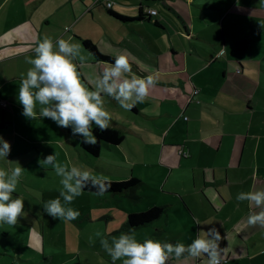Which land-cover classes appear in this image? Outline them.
Instances as JSON below:
<instances>
[{
	"label": "crops",
	"instance_id": "crops-1",
	"mask_svg": "<svg viewBox=\"0 0 264 264\" xmlns=\"http://www.w3.org/2000/svg\"><path fill=\"white\" fill-rule=\"evenodd\" d=\"M107 1L112 2L110 8ZM140 9L157 13L151 19L133 18ZM110 12L132 19L123 21ZM44 37L54 42L71 38L79 44L86 38L113 60L128 56L133 73L153 76L157 83L151 89L154 95L161 93L139 103L142 111L136 105L130 112L165 120L167 130L181 123L187 132L180 148L187 155L178 149L182 157L177 164L158 167L165 170L159 178L161 188L179 197L181 210L193 224L186 225L189 237L184 234L162 243L187 245V237L191 242L202 235L201 228L216 227L223 238L222 264H264V228L246 223L248 215L259 209L236 200L240 192L264 189V0H91V6L87 0H0V99L7 102L0 106V137L11 145L0 166L7 170L17 162L24 168L26 158L19 155L23 152L36 159L35 151L69 148L71 128L58 127L48 118H25L17 99L20 79L31 67L26 57H34L32 49ZM89 53L83 47L87 59L75 63L82 81L92 88L89 81L102 73L107 61ZM111 126L122 129L113 120ZM24 203L26 215L18 218L17 225L0 224V264H29L22 252L28 239L21 226L40 231L37 220L44 212ZM86 210V218L93 222L92 210ZM40 227L45 243V224ZM60 240L67 242V236L63 233ZM8 248L16 249V254H7ZM68 255L69 264L93 261L86 254ZM46 262L53 259L47 256ZM168 264H206V259L183 256L173 262L170 258Z\"/></svg>",
	"mask_w": 264,
	"mask_h": 264
},
{
	"label": "clouds",
	"instance_id": "clouds-1",
	"mask_svg": "<svg viewBox=\"0 0 264 264\" xmlns=\"http://www.w3.org/2000/svg\"><path fill=\"white\" fill-rule=\"evenodd\" d=\"M87 3L91 6V0H87ZM82 49L83 45L72 43L71 38H59L55 42L49 37L38 39L32 49L34 57H26V63L31 67L20 79L17 99L25 118H48L58 127L71 128L72 136H81L83 143L95 145L97 138L93 135V126L101 132L111 127L112 116L105 109L104 97L111 98L125 111H131L138 103L145 101L157 81L151 75H135L129 57L121 54L110 63L104 62L106 66L102 73L89 81L93 85L90 88L82 81L75 63L77 60L81 64L86 61ZM10 152L11 145L0 137V160H7ZM42 162L41 166H51L61 178L59 197L43 205L44 213L54 220H76L80 213L66 205L72 204L89 185L96 189L94 194L97 196H103L111 187L112 181L108 178L93 175L90 170L77 166L68 167L57 161L56 154L48 155ZM17 165L11 170L0 168V224L17 225L18 218L26 215L24 200L13 196L25 171L18 162ZM236 200L247 201L259 209L248 215L246 223L264 228V189L240 192ZM197 225H200L199 222ZM198 232L202 235H197L187 245L180 242L162 243L151 238L141 242L135 236V229L131 228L111 241L102 237L100 232H96L95 236L100 238L101 247L111 258L112 264L118 260L122 264H168L172 256L176 259L183 256L192 259L203 257L206 264H222L223 248L220 243L223 238L217 228H201ZM89 241L92 242L91 237Z\"/></svg>",
	"mask_w": 264,
	"mask_h": 264
},
{
	"label": "rangeland",
	"instance_id": "rangeland-1",
	"mask_svg": "<svg viewBox=\"0 0 264 264\" xmlns=\"http://www.w3.org/2000/svg\"><path fill=\"white\" fill-rule=\"evenodd\" d=\"M132 17L136 18L137 16ZM154 93L153 89H150L148 97H152ZM165 96L168 95L165 94ZM154 97H161V93L155 94ZM111 101L109 97H106V104L112 110H108L112 120L122 126L120 131L124 138L120 146L111 149L107 144H103L100 155L95 157L80 148L81 136L73 137L71 135L67 138L68 149L57 146L52 151H35L36 159L29 151L23 152L19 155H24L26 158L22 161L25 171L13 196H18L28 202L36 211H43L45 202L59 197V192L62 190L61 178L55 174L51 166H41L44 158L56 154L57 161L68 167L77 166L90 170L93 175L103 176L109 180H127L132 172L133 176H137L142 181L134 191L137 198L111 193L97 196L94 192L84 190L72 204L66 205L79 213L81 210H85L76 220H54L46 213L38 220L34 216L40 231L36 232L32 227L21 226V231L28 239L22 252L25 261L29 264H34L30 260H36L37 263L39 262L38 264H69L67 262V257H70L68 253H79L81 258L86 254L93 260L90 261L91 264H112L111 258L101 247L100 238L96 237L95 233L100 232L102 237L111 241L113 237L128 232L123 227L128 213L146 210L154 205L164 207V212L149 225L135 228V236L138 241L142 242L146 238H151L162 242L161 240L182 238L184 234L189 237V232L185 229L186 225L193 224L192 221H189L191 216L181 210L179 197L175 196L170 189L161 188L163 180L159 178L165 173V170L158 167L159 164L168 165V162L177 164L178 158L182 157L178 155L177 151L184 148L183 143L187 138V132L181 129V123L167 130V121L159 118H147L142 113L136 115L124 109L120 110ZM137 106L139 111H142L139 103ZM149 107L152 108V105ZM131 125L137 131H132ZM35 150L37 149L35 148ZM169 150H173L174 155ZM0 168L3 167L0 166ZM146 168L149 176L146 175ZM3 169L7 170L6 167ZM61 201L63 203L62 198ZM172 201L175 204L168 206L167 204ZM86 209L92 210L89 219L93 222H89L86 218L88 215ZM166 221L169 223H165ZM41 223L45 224V243L41 238ZM162 225L167 229H158ZM177 225L184 227H176ZM50 231L52 232L49 233ZM63 233L67 236V242L60 240ZM90 237L92 242L89 241ZM188 237L187 242L190 244ZM8 251L7 254H16V249L8 248ZM17 251L20 252V250ZM47 256L53 259L52 263H45ZM69 260L71 261V259ZM174 260L178 261L172 256L171 261ZM116 264H122V261L118 260Z\"/></svg>",
	"mask_w": 264,
	"mask_h": 264
},
{
	"label": "trees",
	"instance_id": "trees-1",
	"mask_svg": "<svg viewBox=\"0 0 264 264\" xmlns=\"http://www.w3.org/2000/svg\"><path fill=\"white\" fill-rule=\"evenodd\" d=\"M115 17L120 20L126 21L132 18L119 15L114 12H110ZM136 19H151L149 13H143L142 9L139 11V15ZM81 44L83 47L88 50L96 59L111 62L113 59L107 55H104L99 52L96 45L90 39H81ZM93 135L97 138V143L95 145H88L83 143V138L80 139L79 146L87 154L92 156H99L103 144H107L108 148L115 149L122 142L124 135L122 132L111 126L108 130L101 132L97 127H93ZM111 187L108 189L107 193L111 194H125L131 198H137V195L134 194L136 188L142 183V181L136 176H130L127 180H111ZM94 192L96 189L89 185L85 188V191ZM164 212V207L159 205L151 206L150 208L138 212H130L127 214L126 220L123 224V227L129 231V229H135L143 225H149ZM72 264H82L79 260H76Z\"/></svg>",
	"mask_w": 264,
	"mask_h": 264
},
{
	"label": "built area",
	"instance_id": "built-area-1",
	"mask_svg": "<svg viewBox=\"0 0 264 264\" xmlns=\"http://www.w3.org/2000/svg\"><path fill=\"white\" fill-rule=\"evenodd\" d=\"M106 7L110 8L111 5H112V2L111 1H107L105 3ZM147 13H149L150 15H155L157 13L156 9H148L147 10ZM197 93V90L194 89L193 90V94ZM7 105V102L4 100V99H0V106H6ZM179 154L183 155V156H186L187 155V152L180 149L179 150Z\"/></svg>",
	"mask_w": 264,
	"mask_h": 264
}]
</instances>
